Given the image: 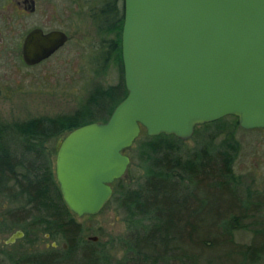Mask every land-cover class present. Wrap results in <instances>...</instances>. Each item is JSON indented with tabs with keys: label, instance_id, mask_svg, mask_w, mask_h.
<instances>
[{
	"label": "trees",
	"instance_id": "obj_1",
	"mask_svg": "<svg viewBox=\"0 0 264 264\" xmlns=\"http://www.w3.org/2000/svg\"><path fill=\"white\" fill-rule=\"evenodd\" d=\"M103 12L112 20L106 30L116 35L110 51L120 66L119 82L97 89L89 103L72 116L0 122V195L18 204V225L44 210L48 219L42 221L60 228L58 236L69 245L64 257H59L66 259L62 264L257 263L264 256V227H255L249 244L234 239V228L252 230L259 222L256 214L244 213L260 206L254 205L250 191L243 195L235 176L233 167L240 150L235 129L239 123L237 119L223 123L225 117L197 126L195 135L200 137L192 147L175 135L149 136L143 127L134 154L139 177L116 180L110 200L121 208L126 223V233L120 237L122 258L114 261L95 247L100 243L82 240V225L63 199L53 156L70 131L99 120L101 110L106 113L102 122L107 121L128 94L122 58L124 9L113 0ZM102 94L106 100L101 99ZM11 141H18L20 152L13 149ZM51 141L54 146L49 150L46 142ZM130 150L134 152V147L125 153ZM249 217L251 222H242ZM79 248L82 251L77 257ZM72 257L77 260L67 262Z\"/></svg>",
	"mask_w": 264,
	"mask_h": 264
},
{
	"label": "water",
	"instance_id": "obj_2",
	"mask_svg": "<svg viewBox=\"0 0 264 264\" xmlns=\"http://www.w3.org/2000/svg\"><path fill=\"white\" fill-rule=\"evenodd\" d=\"M68 40L34 29L24 60L38 64ZM122 58L127 96L107 121L70 131L57 152L60 191L80 217L112 199L143 127L188 140L197 126L235 116L264 129V0H124Z\"/></svg>",
	"mask_w": 264,
	"mask_h": 264
},
{
	"label": "rangeland",
	"instance_id": "obj_3",
	"mask_svg": "<svg viewBox=\"0 0 264 264\" xmlns=\"http://www.w3.org/2000/svg\"><path fill=\"white\" fill-rule=\"evenodd\" d=\"M9 1L16 2V0ZM39 2L42 4V10L46 9L48 14L49 20L45 29H62L69 35V41L48 60L28 66L21 61L19 50L16 54L11 47L14 46L15 41L19 42V35H23L25 29L30 28L31 25L29 19L25 17L23 20L19 18L14 20L12 25L16 33L12 37L15 39L6 40L10 53L5 52V57H2L0 70V73L4 71L8 73L7 78L0 82L2 84H0V122L26 121L40 116H72L89 103L97 89L105 90L109 86L116 85L121 77L120 66L114 62L113 51H110L112 50L110 44L115 41L116 35L106 30L105 25L97 20L101 0H39ZM42 10L39 9V12ZM101 99L106 100V97L102 94ZM98 117L97 121H102V117H106L105 110L99 111ZM236 119L234 116H226L222 122L231 123ZM235 136L240 143L239 154L233 167L235 176L243 195L250 191L254 205L260 206L258 210L244 213L257 215L255 218L259 222L252 230L234 228L235 241L249 244L255 237V227H264V129H245L239 125L235 129ZM199 137L200 135L194 134L191 139L185 141L192 147ZM138 139L129 147H134V152L130 150L128 153L131 163L125 175L130 181L139 177L138 167H135L137 159L134 155L139 144ZM11 143L14 150L21 151L22 147L18 141ZM46 146L50 150L54 146V141L46 142ZM56 156H53L54 164H56ZM131 167L134 168L131 170ZM13 206L15 204L8 199L0 197V212L8 211ZM20 214L25 215V211L21 210ZM73 214L82 225V240L90 241L89 237H98L96 242L100 245L95 246L98 250L105 251L114 261L122 258L124 250L120 237L126 233V223L123 212L116 202L110 201L97 215L80 217ZM42 219H48L44 210L41 213L36 211L25 219L23 225L21 224L30 232L33 230L34 238H40L35 248L38 251L46 249L48 244L55 240L52 237L48 238L45 234L47 231L53 230L57 233L56 227L47 225ZM252 220L253 218L249 217L242 222L248 223ZM57 235L55 234L56 240L62 244L61 236ZM22 243L25 242L20 244ZM20 246L19 248H25L27 245ZM81 248L76 251L75 256L80 255ZM73 260L77 258L72 257L67 262ZM255 264H264V256Z\"/></svg>",
	"mask_w": 264,
	"mask_h": 264
},
{
	"label": "flooded vegetation",
	"instance_id": "obj_4",
	"mask_svg": "<svg viewBox=\"0 0 264 264\" xmlns=\"http://www.w3.org/2000/svg\"><path fill=\"white\" fill-rule=\"evenodd\" d=\"M112 1L113 0H101V2L99 3L98 6L99 13L97 15V20L102 25H109L112 23L111 18L106 17L108 14L103 12L105 7H108L109 5L112 4ZM116 1L118 3V6L124 9V0H116ZM39 9L41 10L43 9L42 4H40L39 0H16V2H11L9 0H0V70L2 66V57L4 56L5 52L10 53V48H7L6 46L7 44L6 40H8V38L10 40L15 39L14 37H12L16 33L12 25L15 19L19 18L23 20L24 17L28 18L31 25L30 28L25 29L23 34L24 36L22 34L19 35L20 36L19 42L16 43L15 41L14 46L11 47L13 48L12 51L15 52L16 54L18 53L17 51L19 50L20 54L18 55L21 61L28 66H34V65L27 64L23 57V45L27 35L32 30L37 28L41 29L44 33L53 30H62V29L46 30L45 29L46 22L49 20L47 10L44 9L42 10V12H39ZM67 43H65V45ZM65 45L59 48L52 56H54L57 52H59ZM52 56H50L49 58H51ZM49 58L42 60L40 63L48 60ZM7 74H8L7 71H4V73L3 72L0 73V82L1 80L3 81L4 78H7L8 76ZM0 197H4L8 199L3 195H0ZM9 201L12 204H15V206H13V208L9 209L8 211L5 210L0 212V264H50L51 262L48 261H52V262L57 261L54 264L64 263L66 261L65 258L59 259V257L62 256L64 257L67 250H69V245L63 240H62L63 241L62 244L59 242V240H56L57 238H55L56 237L55 234H58L60 232V228H57V233L53 232V230L47 231L45 233L48 236V238L52 237L55 240H52V243L48 244L46 249L38 251L35 248H37L36 245L38 244L37 242L40 241V238L38 237L34 238L33 230L32 232H30L27 227L18 225V212H19L17 209L18 205H16L17 204L16 202H12L11 200ZM18 232H21L22 235L17 237L15 241H10V239ZM89 240L92 242L98 241V240H93L92 237H89ZM23 241L25 243L20 244ZM19 244L20 245L26 244L27 246L25 248H19L20 246Z\"/></svg>",
	"mask_w": 264,
	"mask_h": 264
}]
</instances>
